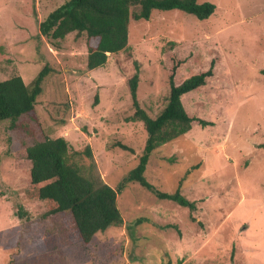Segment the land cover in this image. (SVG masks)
Listing matches in <instances>:
<instances>
[{
    "label": "rangeland",
    "instance_id": "rangeland-1",
    "mask_svg": "<svg viewBox=\"0 0 264 264\" xmlns=\"http://www.w3.org/2000/svg\"><path fill=\"white\" fill-rule=\"evenodd\" d=\"M65 1L0 0V81L18 75L29 86L50 69L34 111L14 130L0 123V264H264V0H197L215 5L203 21L178 10L130 19L127 48L90 71L84 34L53 46L39 33ZM211 61L213 76L181 97L191 117L211 125L194 124L156 149L144 174L161 192L179 189L193 212L128 182L117 195L123 225L87 245L68 215L41 219L43 204L24 195L26 147L58 137L70 154L89 146L101 180L115 188L146 140L141 122H126L134 112L128 79L138 72L137 101L154 118L172 65L184 79ZM71 160L90 163L84 154Z\"/></svg>",
    "mask_w": 264,
    "mask_h": 264
},
{
    "label": "trees",
    "instance_id": "trees-1",
    "mask_svg": "<svg viewBox=\"0 0 264 264\" xmlns=\"http://www.w3.org/2000/svg\"><path fill=\"white\" fill-rule=\"evenodd\" d=\"M155 10H178L203 21L214 13L215 5L199 4L197 0H66L39 24V33L53 46H57L71 33L76 36L84 34L86 68L90 71L104 66L108 55L127 48L130 19L149 21ZM213 67L214 62L211 61L206 71L181 79L177 75L178 66L172 65L166 105L154 118L137 101L138 72L128 79L134 112L127 117L126 122H141L146 140L137 165L115 188L101 180L89 146L83 151L70 154L67 141L58 137L45 138L26 147L24 151L30 162V169L29 184L24 195L28 200L43 204L45 212L41 219L68 215L77 238L87 245L96 234L123 225L117 207V195L128 182L139 184L157 199L175 202L193 212L196 209L195 203L183 197L179 189L174 194L161 192L145 179L144 174L149 158L156 149L183 136L194 124L201 127L211 125L202 119L191 117L185 111L181 97L203 87L213 76ZM49 71L45 66L29 86L18 75L0 81V123L8 122L9 128L14 130L22 116L34 111ZM116 146L133 153L126 145L117 143ZM82 154L90 161L87 167H80L71 160L72 156ZM16 214L20 219L27 216L20 206ZM190 218L194 220L191 216ZM142 221L138 219L136 222Z\"/></svg>",
    "mask_w": 264,
    "mask_h": 264
}]
</instances>
